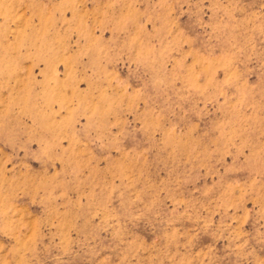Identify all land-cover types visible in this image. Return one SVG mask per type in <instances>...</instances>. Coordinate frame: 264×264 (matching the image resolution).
<instances>
[{
    "label": "rangeland",
    "instance_id": "rangeland-1",
    "mask_svg": "<svg viewBox=\"0 0 264 264\" xmlns=\"http://www.w3.org/2000/svg\"><path fill=\"white\" fill-rule=\"evenodd\" d=\"M0 264H264V0H0Z\"/></svg>",
    "mask_w": 264,
    "mask_h": 264
}]
</instances>
